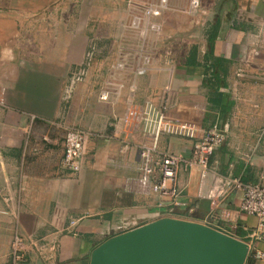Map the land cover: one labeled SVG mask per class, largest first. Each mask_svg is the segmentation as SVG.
I'll return each instance as SVG.
<instances>
[{"label": "crops", "instance_id": "obj_1", "mask_svg": "<svg viewBox=\"0 0 264 264\" xmlns=\"http://www.w3.org/2000/svg\"><path fill=\"white\" fill-rule=\"evenodd\" d=\"M146 1L155 6L156 29L143 43L127 26ZM188 3L0 0V264H11L16 230L48 244L47 258L27 252L21 264H89L107 239L162 218L253 244L257 221L238 210L239 194L217 202L197 197L196 170L180 172L183 206L167 216L158 197L139 187L136 146H125L122 137L126 100L142 103L169 85L177 119L204 128L228 123L227 141L213 152L210 167L264 185V0H200L195 17L185 14ZM142 43L151 54L146 74L126 70L111 77L123 49L129 65ZM91 45L95 62L69 97V76ZM108 82L123 89L116 97L111 86L103 102L99 94ZM70 127L90 135L77 173L61 167ZM192 144L166 135L159 150L188 158ZM254 246L264 253V243Z\"/></svg>", "mask_w": 264, "mask_h": 264}, {"label": "built area", "instance_id": "obj_2", "mask_svg": "<svg viewBox=\"0 0 264 264\" xmlns=\"http://www.w3.org/2000/svg\"><path fill=\"white\" fill-rule=\"evenodd\" d=\"M153 2L144 3L141 6V15L134 17L128 24V28L137 32L141 41H145L147 34L156 28L152 25L154 10ZM200 9V0H189L185 14H193ZM141 44L134 52L132 62L128 65L127 55L123 49L119 56V62L114 65V71L110 76L130 71L133 77H141L149 70L150 52ZM97 54L94 45L88 47L84 54L83 62L77 66L69 76L66 93L70 97L76 86L83 83L88 71L93 66ZM172 72V68L169 69ZM242 73V72H241ZM239 73L238 75L241 76ZM113 86L115 96L123 89L121 83L108 82L105 90H101L99 99L108 102L110 93L108 89ZM134 90V87H131ZM173 92L170 86H166L161 92L152 98L137 103L132 99L125 102L124 114L120 118L122 125V137L125 138V146L132 141L136 146L139 163L138 184L144 192L157 196L159 208H166L168 216L174 214L175 208L182 207L181 194L183 188L179 183L181 171L198 172V185L196 196L217 202L229 193H238L240 202L238 210L256 219L257 226L251 232L253 244H248L250 256L255 261L264 259V253L254 246V243H264V185L249 184L229 175H223L210 167V158L213 152L224 145L229 131L228 123L212 125L204 128L191 121H182L171 113ZM177 136L193 141L191 153L188 158L181 155L164 153L159 150V141L162 136ZM89 134L81 129L70 127L66 129L61 167L70 173H77L81 168V158ZM55 223V222H54ZM75 220H70L69 226L74 227ZM246 243V242H245ZM46 242H39L23 237L15 232L10 245L11 264L24 262L27 252H35L40 257L47 258L43 249L47 248ZM56 245H49L50 251L56 250Z\"/></svg>", "mask_w": 264, "mask_h": 264}, {"label": "water", "instance_id": "obj_3", "mask_svg": "<svg viewBox=\"0 0 264 264\" xmlns=\"http://www.w3.org/2000/svg\"><path fill=\"white\" fill-rule=\"evenodd\" d=\"M249 246L212 227L162 218L107 239L89 264H245Z\"/></svg>", "mask_w": 264, "mask_h": 264}, {"label": "trees", "instance_id": "obj_4", "mask_svg": "<svg viewBox=\"0 0 264 264\" xmlns=\"http://www.w3.org/2000/svg\"><path fill=\"white\" fill-rule=\"evenodd\" d=\"M194 55H195V52L193 51L192 53H191V57H193L194 58ZM234 232V234L235 235H237V236H242V233L241 232H239L237 229L236 230H233ZM245 264H253V259H252V257L249 255L248 257H247V259H246V261H245Z\"/></svg>", "mask_w": 264, "mask_h": 264}, {"label": "rangeland", "instance_id": "obj_5", "mask_svg": "<svg viewBox=\"0 0 264 264\" xmlns=\"http://www.w3.org/2000/svg\"><path fill=\"white\" fill-rule=\"evenodd\" d=\"M198 12H201V6H200V9L197 11V12H195V13H193V14H187V16H193V17H195V15H196V13H198ZM174 214H172L171 216H173ZM167 216H168V214H167ZM15 232H19V231H15ZM15 234V233H14ZM14 234H13V236H14ZM229 235V234H228ZM229 236H232V234L231 235H229ZM232 237H234V236H232ZM13 238V237H12ZM236 239H238V238H236ZM238 240H240V239H238ZM241 241H243V240H241ZM11 242H12V240H11ZM244 242V241H243ZM11 245V244H10ZM250 255V253H248V256ZM9 256H10V252H9Z\"/></svg>", "mask_w": 264, "mask_h": 264}]
</instances>
